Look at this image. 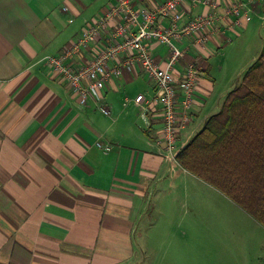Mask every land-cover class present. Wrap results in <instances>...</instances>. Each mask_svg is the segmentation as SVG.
Here are the masks:
<instances>
[{
  "label": "crops",
  "instance_id": "obj_1",
  "mask_svg": "<svg viewBox=\"0 0 264 264\" xmlns=\"http://www.w3.org/2000/svg\"><path fill=\"white\" fill-rule=\"evenodd\" d=\"M113 1L0 0V264H128L123 262L138 258V252L144 259L143 223L162 220V198L181 199L188 182L199 179L164 158L155 142L161 104L150 102L144 120L139 107L125 101L138 94L150 99L155 91L154 78L135 58L119 72L112 68L127 54L107 60L112 71L101 100L85 104L47 66V55L70 46ZM164 1L139 0L136 7L152 10ZM234 1L246 0L177 5L178 28L202 15L210 17L206 30L217 28L201 44L191 43L190 36L170 37L184 51L172 65L175 79L189 61L203 69L180 142L219 111L234 86L226 85L229 74L235 71L238 80L264 45V0L225 15ZM155 25L168 27L171 19L157 16ZM148 47L165 66L167 44L152 40ZM96 49L90 44L76 62ZM252 223L264 236V228Z\"/></svg>",
  "mask_w": 264,
  "mask_h": 264
},
{
  "label": "built area",
  "instance_id": "obj_2",
  "mask_svg": "<svg viewBox=\"0 0 264 264\" xmlns=\"http://www.w3.org/2000/svg\"><path fill=\"white\" fill-rule=\"evenodd\" d=\"M139 0H114L113 3L91 23L85 26L80 36L57 55H47V66L57 73L76 94L79 104H85L87 99L101 100L102 90L113 69L119 72L121 66L130 64L135 58L142 70L155 80V91L150 99L143 94L133 98L125 97V101L132 100L139 107V115L147 119L150 102L161 104L162 126L156 143L160 145L163 157L169 162L175 160L177 151L185 144L179 141V132L190 121V110L198 78L203 75L202 67L195 62H187L184 72L179 79H175L171 72L172 65L183 56L184 51L179 49L170 37L190 36L191 43H204L214 25L206 30L210 17L199 16L182 27H177L175 21L180 17L177 5L181 0H165L155 9H138ZM198 1V0H196ZM252 1H234L226 7L224 14L237 13L238 9L250 5ZM168 16L171 25L161 27L155 25L157 16ZM114 21L115 23L111 24ZM155 40L167 44L168 60L165 66H160L149 53L148 42ZM97 49L89 54L85 61H77L76 57L89 45ZM120 52L127 57L124 62L107 67V60L116 59ZM100 110L109 114L105 104H99ZM96 145L109 150V144L96 141Z\"/></svg>",
  "mask_w": 264,
  "mask_h": 264
},
{
  "label": "trees",
  "instance_id": "obj_3",
  "mask_svg": "<svg viewBox=\"0 0 264 264\" xmlns=\"http://www.w3.org/2000/svg\"><path fill=\"white\" fill-rule=\"evenodd\" d=\"M175 161L264 228V45Z\"/></svg>",
  "mask_w": 264,
  "mask_h": 264
},
{
  "label": "rangeland",
  "instance_id": "obj_4",
  "mask_svg": "<svg viewBox=\"0 0 264 264\" xmlns=\"http://www.w3.org/2000/svg\"><path fill=\"white\" fill-rule=\"evenodd\" d=\"M233 73L226 85L240 82L243 73L238 80ZM187 189L185 196L173 202L169 197L162 198V220L155 216V224L143 223L144 238L139 242L147 257L142 259L138 252V258L123 263L264 264V236L253 227L251 217L200 179L190 180ZM170 203L175 204L173 209L168 207Z\"/></svg>",
  "mask_w": 264,
  "mask_h": 264
}]
</instances>
